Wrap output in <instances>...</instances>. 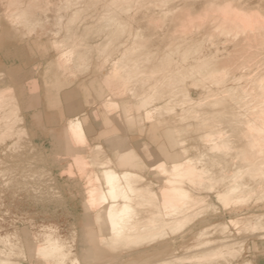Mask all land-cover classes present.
I'll return each instance as SVG.
<instances>
[{"label":"bare ground","instance_id":"obj_1","mask_svg":"<svg viewBox=\"0 0 264 264\" xmlns=\"http://www.w3.org/2000/svg\"><path fill=\"white\" fill-rule=\"evenodd\" d=\"M3 1L8 3V0ZM23 1L11 0L10 2L16 5L7 4L13 9L11 8V13L10 9L9 12L5 10L7 14H11L6 16L10 17L14 24H20L19 27L25 26L27 30L46 24L42 23L43 19L39 17L42 10L39 14L34 11V15L30 12L31 8L28 6H34L33 0L32 3L28 0L29 5L26 6L22 5ZM42 1L44 5L49 2ZM59 1L61 6L57 11L63 10L64 14L67 13L65 16L67 19L58 12L56 15L51 10L52 5L51 9H48L50 5L45 7L56 15L51 14L56 17H52V20L55 19L53 21L55 26L66 29H64L66 35L60 41L54 42L58 52L56 61L60 73L62 75L73 73L77 68L89 67L94 61L95 73L79 85H86V81L100 82L99 96L92 100L86 97L88 111L82 110L85 105L81 106L75 100L67 111L78 114L67 119L64 129L57 130L59 135L52 137L55 141L54 149L58 151L53 160L65 163V168L59 170L60 179L67 177L66 182L74 187H70L69 196L77 200L82 207L81 218L77 220L88 228L86 235L89 239H84L86 247L93 252H97L102 246H108L114 252L115 249L123 250L120 254H114L115 256L111 252L112 256L102 254L104 257L101 264H202L203 261L204 264L209 261L210 264H224L216 260L225 262L229 257L239 256L243 246L234 237V233H231L229 224L231 223V226L234 222L240 223L243 229L259 230L264 233V213L255 214L249 209L245 214L224 224L222 222L221 226L225 227V233L219 232L223 234L222 239L219 240L218 246L215 245L216 248L207 251L199 250L214 245V242L217 243L209 239L213 233L211 231L213 225L203 227L196 234L201 242L185 246L182 254H179L180 249L172 244L174 238L173 242L165 240L163 243L162 240L170 234L175 237V234L189 230L196 217L207 215L215 208L213 198L217 202L229 204L230 207L248 204L249 200L255 197L264 198V12L260 11V8H253L255 4L253 7H246V0ZM39 2L42 5L39 0L36 2L37 5ZM45 7L42 6V9L46 10ZM35 8L33 9L38 11ZM139 14L143 20L147 19H145V22L148 21L147 28L132 26V22L137 20L136 15ZM88 17L92 20L90 21ZM49 23L52 26L53 23ZM151 23L156 26L154 30H150L151 26L153 28ZM41 28L44 30V27ZM144 28L150 31L144 32ZM27 30L26 32L29 31ZM152 31L154 38L156 35L155 41L159 36L167 38L164 40L167 42H160L165 43L164 46L154 47L151 44L153 41L148 42L153 40L149 38L153 35L150 36L148 33L151 34ZM46 32L45 34L42 32V35H46ZM58 32L61 33L59 30ZM42 35L36 44H40ZM97 38L104 39L105 42L98 43ZM90 49H94L91 50L94 53L92 56L88 53H91ZM236 53L240 55L235 60ZM7 54L9 56L8 52ZM40 66L39 63L35 64L28 72L26 71L27 83L21 86L24 91L31 93V98L27 97L25 101L29 108L39 97L40 84L38 86L36 76L41 69ZM83 70L85 72V69ZM9 72L14 73L11 70ZM4 75L7 76V74L2 76ZM11 89L13 90V88L8 90L7 85L6 88H0V145L15 136L19 130L16 124L22 122L21 118V121L18 120L16 123L17 116L14 115L20 114L19 108L23 104L17 107L18 102H14L16 96L11 95L14 93ZM71 92L72 90L68 91L64 98L66 99ZM94 105V108H90ZM89 114L107 127L105 136L113 134L108 140L112 146L110 149L113 151V157L105 155V149L108 147L104 149L100 144H91L89 134L92 130L86 127ZM118 122L152 135L157 130H165L164 136L170 142L161 143L158 147L165 159H154L152 152L154 150L148 148V143H143L141 147L147 156V160H143L135 152L131 142L128 143L130 136L118 134L116 127ZM24 131L25 128L21 132ZM21 132L19 130L21 136L16 137L23 140ZM16 137L17 141L19 138ZM27 144L31 145V143L25 145ZM18 145L17 150L20 151ZM9 146L7 148L10 153L14 146ZM4 152L1 151L5 155ZM13 153H17L16 148ZM21 157L23 158V156L18 158ZM40 158L44 159L39 155ZM112 160L115 162L112 163ZM31 161L34 162L32 158ZM42 161L45 163L46 160ZM151 162L155 163L149 164ZM3 164L0 154V194L1 188L9 184L8 180H3L7 171L4 167V170L1 169ZM21 164L23 166L25 162ZM160 164L164 165L163 171L158 168ZM43 169L40 167V175ZM23 170L20 171L22 174ZM7 176L10 175L6 172V178ZM27 177L26 179L23 177L22 180L30 183L32 176L29 180ZM37 180H35L39 184L37 188L33 183L35 193L36 191L38 193V187L40 188ZM9 181L11 183V180ZM46 183L48 184V181ZM30 184H27L29 185L27 187L33 186ZM18 186L17 184L16 187ZM55 189L59 192L61 188L59 191L57 187ZM50 194L47 193L46 199L53 198L54 192ZM209 195L211 203L207 205L206 198ZM40 201L42 203V199L39 198ZM1 206L3 201L0 200ZM3 222L5 223L0 222V264H32L34 260H42L44 264H74L66 260L73 246L64 248L67 241L54 226L39 225L33 237L24 244L20 237L27 235V231L19 228L10 230L7 226L11 223L8 224L7 220ZM262 236L264 237V234ZM162 254L168 257L150 260ZM198 255L203 256L205 260H196ZM237 264L251 263L245 261Z\"/></svg>","mask_w":264,"mask_h":264},{"label":"rangeland","instance_id":"obj_2","mask_svg":"<svg viewBox=\"0 0 264 264\" xmlns=\"http://www.w3.org/2000/svg\"><path fill=\"white\" fill-rule=\"evenodd\" d=\"M10 1L8 0V3H6L3 0H1V3H4V4L6 3V5L7 4H13V6L16 5V4L12 3V2H15L16 0L15 1L12 0V2H10ZM21 1H23V0H21ZM37 1L35 0V3H34V0H33V3H32V0H31V2L29 0V2L32 3L34 6L39 5L38 8H35L34 6L29 7L30 5H29L28 0H24L22 3L23 6L29 5L28 8H31L30 9L31 11L30 10L29 11L31 13H33V15L35 14L34 11L36 12V14H39L40 10H42L41 13H43V14L40 13L42 16L39 14V17L41 19H43V21H41V22L42 23L45 22L46 24H42L43 26L40 24L41 27H44V30L40 27V25L36 26L35 27L36 29L34 28L36 31L30 27V29L34 30L36 33L34 31L32 32V30H30V29H28L29 30L28 31L27 29H25V26L23 27L21 25L20 26L21 28H20L19 27L20 24L19 25L14 24L15 22H13V20L10 17L9 18L7 17V16L11 15L9 13L12 12L11 11L12 7H10V5H7L10 8H6L7 7L6 5H4V4L0 5V64H1L0 67L2 68V69L0 68V74H1V78H2V79L0 78V88H2V89L6 88V85H7L8 90H9V88H13V90L11 89V91H14V93L11 94L12 93L11 92L10 94L12 96L13 95L16 96V97L14 96L15 97L14 102L15 101L18 102L16 104L17 107L19 108L23 104L19 108L20 114H16L15 113L16 111H14V114H16L14 116L15 117L17 116V118L18 117L20 118V119L16 118V120H15L16 123H18V120L21 121V118H22V122L19 121L20 123L18 125L16 124V127H17V129L19 127L20 132L22 130H24V128H25L26 131H24V133L26 132L25 135L27 136L26 137L25 135H23L24 133L21 132L22 136H23L22 138H24V139L22 140L19 137H16V135L21 136L20 133H18V131H19L18 130L16 132L15 136L12 137L13 139L11 138L10 141L3 142L0 145V149H1L0 154H1V157L3 158V162H4V164L1 166V169H3V167H4V169L7 170L6 171L7 175L8 174L10 175L9 177L7 176V178H6V172L4 173L5 178H3V180L4 181L8 180L7 182L9 184L7 186L1 188L0 200L3 201V206L0 207V222H1V224H4L5 222H3V220H7L8 224L11 223L10 225L7 226V228L10 230H13L14 228H19L21 230L25 229L28 234L22 235L20 237L21 238L20 241H22V243H24V244H26V242L33 237V235H34L35 231H37V227L39 225H42V224L47 225V226L52 225L58 229L61 237L67 241L64 248L66 249L69 246H73L72 251L70 252L68 257H66V260L68 262L74 263V264H101L102 258L104 256H106L107 254H109L111 256L113 254V256H115L116 254H120L123 250L122 249L121 250L115 249V252H114V250L110 249L108 246H102V247L98 248L97 252H93V250H90L86 247V243H85L86 241H84V239L85 240L89 239V236L87 237V235H86L88 228L83 226V222L80 223V221L77 220V219L81 218L82 207H81V204L77 203V200L72 199L69 196L70 190H71L70 187L71 186H72V188H74V187L70 183L66 182L67 177H63L64 179H62V180L60 179L59 174L61 173V171H59V170L60 169L62 170L63 169L62 167L65 168V163H63V162L58 163V162L53 160L58 151L54 149L55 141L52 139L53 136L57 137L59 135V132L57 130H61L62 128L64 129L67 119L74 117L75 114L76 115L78 114V112L67 111V109L71 108L73 103H75V100H76L77 104H80L81 106L85 105L82 110L88 111L89 107L87 106V98L86 97H89V99L92 100V98H96L97 96H99L100 82H98V81H91V82L86 81V83H85L86 85H81V86L79 85L84 79L86 80V79L90 78V76L95 73L96 63L94 61H92L89 64V67H87V66H84V68L82 67V69H85V72H84V70L82 71V69L77 68V69H75V71L73 73H68L67 75H62L60 73V69H59V67L57 65V61H56L58 52H57V49L55 47L54 42L56 40L60 41L62 39V37L65 36L66 34L64 33L65 28L60 29L61 26L60 27H56L57 25L55 26V24H54L55 22L53 23V21H55V19L52 20V17H53V15L56 14V12H58L57 9L59 8V6H61V1L49 0L48 4L45 3L47 5V7L50 5L48 9L53 8L51 10L55 14H53L51 12V10H49V11L47 10V7H45L46 5H44L42 0H39L42 2V5L40 2L37 5V3H36ZM25 2L26 3L28 2V4H26ZM16 3H18V2H16ZM52 3H55V4L57 3V4L55 5ZM257 4H258V6H257ZM51 5L53 7H51ZM253 5H254V7H253ZM42 6H44L47 11L44 8L42 9ZM56 6H58V7H56ZM245 6L248 8L249 7L258 8V9L260 8L259 10L264 12V9H263L264 8V0H246ZM33 8L38 9V11L34 10ZM39 8H41V9H39ZM5 10L7 12L10 11L8 13L9 15L7 14V12ZM32 10H33V12H32ZM60 11L61 12H58V13H60V15H62V17L67 19V17H65L67 15V13L64 14L63 10H60ZM3 12H5L6 14L4 15ZM51 14H53V15L51 16ZM4 18H6V19H4ZM64 18H63V20L65 21L66 19H64ZM88 18H90V17H88ZM45 19H46V21H45ZM49 19H51V20H49ZM135 19H137L138 21L134 20L132 22V26L134 28H137L138 26L140 28L146 27V23L148 22V21L145 22L146 18L143 20L142 16L139 14V15H136ZM89 20L91 21L92 19L90 18ZM139 21H141V22H139ZM49 22L53 23L52 26L50 25ZM47 24H49L50 27H48ZM154 24H155V22H154ZM15 25H17V26H15ZM151 25H153V23H151ZM155 27H156L155 25H153V28L151 26L152 29L150 28V30H154ZM37 28H38V30H37ZM48 28L52 31H50ZM146 28L143 29L144 32L150 31L149 29H146ZM26 30L28 32H26ZM58 30L61 31V33L58 32ZM24 32H26V33H24ZM42 32H43V34H45L44 32H46V35H42ZM51 32H53V33H51ZM153 32L154 31H152L151 34H150V32H148V33L150 36H152ZM37 33H39V34H37ZM54 33H57V34L60 33V34L55 35ZM6 34H7V36H6ZM78 34H79V32H78ZM40 35H42L43 39H42V41L40 40L41 41L40 44H36V41L38 39H40ZM23 37H25V38H23ZM157 37H158V35H157ZM149 38L153 39V40H148V42L153 41L151 44L154 47L155 46L156 47L157 46H164L165 43L160 44V42L167 39V38H163L162 36H159L155 41L154 39L156 38V35H155V38H154V35H153V37H149ZM100 42L102 44L105 41H104V39L101 40V38H99L98 43H100ZM164 42H167V41H164ZM4 43H5V45H4ZM30 43L32 45H30ZM149 44L150 43H147L148 46H151ZM157 44H160V45H157ZM6 47L8 49H6ZM27 48L29 49V51ZM22 49H24V51ZM4 50H6V51H4ZM91 50L94 51V49H90V51ZM10 51H12L11 53L13 55L12 54L10 55ZM14 51H16V53ZM92 51H91V53L88 52L90 56H92L94 54ZM7 52L9 53V56H8ZM32 52H34V53H32ZM5 54H7V55H5ZM19 54H21V56ZM31 55H32V57H30ZM239 55H240V53L235 54V56H236L235 60H236V58L239 57ZM12 57H13V59H12ZM17 57H18V59H17ZM38 63L41 65L40 66L41 69L36 76L38 86L40 84V86L38 88L39 97L36 98V101L32 105L33 108L32 107L29 108V106H26L25 101H26L27 97L31 98V93L24 91L22 89V87L25 86L27 83V80H26L28 78L27 72L35 64H38ZM3 68H4V70H3ZM9 70L13 71L14 73L9 72ZM79 70H81L83 73L80 71V74H79ZM15 71H16V73H15ZM2 73L7 74V76L6 75L2 76L3 75ZM74 73H75V75H74ZM8 75H9V77H8ZM23 75H26L27 77L23 78L24 77ZM21 78H23V79H21ZM40 80L42 82H40ZM11 81H12V83H11ZM14 86L17 88H15ZM14 88L18 92L21 91L20 94L18 92L16 93ZM70 88H73V89H70ZM68 89L72 90V92L65 99L64 98L65 94L68 91H70ZM40 92H41V95H40ZM18 95H20V96H18ZM22 95H23V97H22ZM22 98L24 101L22 100ZM84 98H86V101H84ZM22 107H23V109H22ZM45 107H46V109H45ZM94 107H95V105L91 106L90 108H94ZM21 112H23V113H21ZM92 117L93 116L91 114H89V117L86 120L88 123L87 124L85 123L86 127L90 131L92 130L89 134V135H91L89 137L91 144L92 143L93 144H100L101 146L104 147V149L108 147L107 149H105V151H106L105 155H110L111 157H113V151L111 150L112 146H111L110 141H108L113 136V134L109 133L107 136H105L104 133H105V130H107V127L104 124H102L100 121H98L97 119H94ZM98 122H99V124H98ZM117 124H116V127L118 129V134L123 135V136H128V137L130 136L131 139H130V141H128V143L131 142V144L133 145V149L143 160L144 159L147 160V156H145V150H143V148L141 147V145L143 143H148L149 144L148 148L151 149V151L154 150V151H152L154 154V157H153L154 159H160V158L163 159L164 158L162 156V154L160 153L158 147H159V144H161V143H169L170 142V140L164 136V135H166L165 130H157V132L154 135H152L151 133H148V132L145 133V131L140 132L139 130H136V128H130L128 125H125L121 122H118ZM95 125L97 126V128ZM44 128H46V129H44ZM122 130H123V132H122ZM138 136H140V137H138ZM15 137L17 139L19 138L18 139L19 141L18 140L16 141ZM21 140L24 143L21 142ZM11 141H13L14 143L12 142L13 143L12 144ZM16 142H20V143H18L19 145ZM26 143H31V145H28V144L25 145ZM9 144L10 145L12 144L14 146L13 147L11 145L14 148V150L16 148V152H17L16 154L13 153V151H14L13 148L10 149L11 151L9 153V148H7V146H9ZM32 144H34V145H32ZM16 145H18V147H20V148H18V149H21L20 151L17 150ZM11 146H9V147H11ZM31 146L33 147V149L35 148L34 151H33V149L32 150L30 149V148H32ZM25 147L29 150H27ZM23 148H24V150H23ZM2 150H4L6 152V153L4 152L5 155L3 153H1ZM11 152H12V154H14V156L11 154ZM25 153H27V154L30 153L31 155L28 154L29 156H27V154H25ZM7 154H9V155H7ZM18 154H19V156H23V158L21 157V159H19L18 158L19 156H17ZM35 154H38V155L35 156ZM51 154H53V155H51ZM39 155H40V157L43 156L44 159H42V158L39 159ZM44 155H45V157H44ZM34 156L38 157V158H35ZM16 157L18 160L16 159ZM27 157H30L29 159H30L31 163L29 162V159ZM31 158H32V160H34L35 163L31 161ZM227 158H228V156H227ZM36 159H38V160H36ZM42 160H44V161L46 160L45 163ZM227 161H229V158ZM16 162H18V163H16ZM24 162H25V165L23 164V166H22L21 163H24ZM113 162H115V160H112V163ZM56 163H58V164H56ZM154 163L155 162H151L149 164H154ZM27 164H29V166ZM31 164H32V166H31ZM6 165H7V167H6ZM18 165H19V167H18ZM20 165H21V169L22 170L24 169L23 174L21 173L22 171L20 169ZM224 165H226V163ZM15 166H16V168H15ZM24 166H27L29 169L27 167H24ZM10 167H12V168H10ZM40 167H41V169L42 168L45 169V170L44 169L42 170V175L44 176L43 178H42V175H40L41 174L40 173L41 172ZM37 168L39 171L37 170ZM11 170H12V172H11ZM15 171H17V172L15 173ZM47 172H50V173H47ZM28 173H32L33 175H31V174L29 175ZM20 174H21V176H20ZM35 174H37V175H35ZM26 175L27 176L29 175V176L27 177ZM34 175L36 177H39V179L36 178ZM22 176L25 179L27 177L28 180H29L30 176H32L33 179L31 178V180H30L31 184L27 180L23 181ZM50 176L52 179H50ZM53 177H54V179H53ZM9 180H11V183ZM35 180L39 181V183H40V188L38 187V193L36 191L38 196L34 192L35 187L37 188V186L39 185L38 182H36ZM43 180L45 182L44 185H43V183H44ZM22 181L25 185L22 183ZM46 181H48V184L46 183ZM14 183L16 185L18 184L19 186L16 187V185ZM27 184H30L33 186L32 187L30 186V188H29V187H27V186H29ZM51 184L53 186H51ZM22 185L26 186L27 188L22 186ZM46 185H47V187H46ZM12 186H14V187H12ZM22 187H23V189H25V188L26 189L23 190ZM56 187H57L58 191H59V188H61L59 192H57V190L55 189ZM31 188H33V190ZM48 188H49V190H47ZM40 190L42 192H40ZM44 190L45 191L47 190V192H44ZM51 190H53V191H51ZM51 192L52 193L54 192V194L56 193L55 194L56 196L54 194H52ZM39 193L41 194V196ZM44 193H46V195H47V193L48 194L51 193L53 195L52 196L53 198L46 199L48 197V195L46 197V195ZM32 195L34 198L32 197ZM57 195L61 196V197H58ZM54 196H55V199H54ZM49 197H51V196H49ZM39 198H40V200L42 199V203H41V201L39 202ZM61 198H63V200ZM36 199H38V200H36ZM206 199H207L206 204L207 205L210 204L211 203L210 195L207 196ZM44 200L47 201L48 203L45 202ZM48 200H50V202ZM35 201H38V202H35ZM214 201H215V204H214L215 208L213 207L214 209H211V211H209L207 213V215H203V216L201 215V217H198V218L196 217V220L194 219L195 221H192V223H194V224H192V226L191 225L189 226L190 229L187 226L188 227L187 229H189V230H187L185 232H179V233L175 234V237H174V235L170 234L165 239H163L162 242L163 243L166 241L169 242V240L171 242H173V240H174V242L172 244L174 245V247L179 248L180 249L179 254H182L185 246H192L197 241L201 242V240L197 239L196 234L203 227L213 225L212 226L213 230H211L213 233L209 236V239L215 240V241H217V243L214 242L215 244L214 245L212 244L213 246L211 245L205 249L199 250L201 252L207 251L211 248H216L218 246L219 240L222 239V237H223V234H221L219 232L223 231L225 233V227L221 226L222 224H224V222L226 223L227 221H229L232 218H236V217L240 216L241 214H245L247 212V210H249V209H250L249 210L250 212L255 213V214L264 213V198H256L255 197V198L249 200L248 204L244 203L245 205H236L233 207L232 206L230 207V206H228L229 204L226 205V203H223V202H217L213 198V202ZM258 201H260V202H258ZM253 203H255V204H253ZM55 208H56V210H55ZM73 216L75 217L74 220H73V218H74ZM200 218H202V219H200ZM197 219L198 220L200 219L202 221H200V220L198 221ZM12 222H13V225H12ZM205 222H208V223H205ZM81 224H82V226H81ZM230 224H229V226H230ZM229 226H228V228L230 229L231 233H234V235H235L234 237H236L238 239L239 243H242V246H243V247H241L242 251L240 252L239 256H237L235 258L229 257L228 260L225 262L224 261L222 262L220 260H216V261H218L220 263H224V264L225 263H227V264H235L236 263L237 264V263H243L245 261L246 262L248 261L251 264H260L259 258L264 257V237L262 236L264 233L262 231L260 232L259 230H251V229L248 230L246 228L243 229L244 227H242V225L240 223L236 224L234 222L233 225H231L230 227ZM242 231H243V234H242ZM254 234H256V235H254ZM260 236H262V237H260ZM239 238H241V239H239ZM215 245H217V246H215ZM240 246H241V244H240ZM101 248H103V249H101ZM104 251H107V252H104ZM116 251H118V252L116 253ZM110 252L112 254H110ZM102 254H104V256ZM165 254H167V253H165ZM165 254L159 255V256H157L158 258L155 257V258H152L150 260L156 261V260L163 259L162 257L167 258L168 256H166ZM224 255H226V254H224ZM195 259L196 260H205V258L201 255H198L197 258H195ZM189 261H191V260H185V262H189ZM230 261H231V263H230ZM204 262L205 261H203L202 264H204ZM206 262H208V260H206ZM32 264H44V262L42 260H34ZM127 264H132V263H127ZM205 264H210V261H209V263H205Z\"/></svg>","mask_w":264,"mask_h":264},{"label":"snow or ice","instance_id":"obj_3","mask_svg":"<svg viewBox=\"0 0 264 264\" xmlns=\"http://www.w3.org/2000/svg\"><path fill=\"white\" fill-rule=\"evenodd\" d=\"M158 168H159L160 171H163L164 165L163 164H160V165H158Z\"/></svg>","mask_w":264,"mask_h":264},{"label":"crops","instance_id":"obj_4","mask_svg":"<svg viewBox=\"0 0 264 264\" xmlns=\"http://www.w3.org/2000/svg\"><path fill=\"white\" fill-rule=\"evenodd\" d=\"M260 264H264V257L259 258Z\"/></svg>","mask_w":264,"mask_h":264}]
</instances>
